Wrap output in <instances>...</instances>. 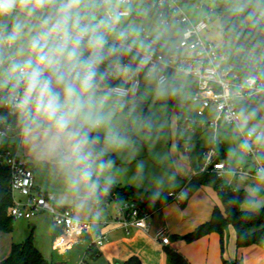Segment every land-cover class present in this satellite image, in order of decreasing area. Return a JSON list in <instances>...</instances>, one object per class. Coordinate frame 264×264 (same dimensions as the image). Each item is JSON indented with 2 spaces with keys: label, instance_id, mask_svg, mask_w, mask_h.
Instances as JSON below:
<instances>
[{
  "label": "clouds",
  "instance_id": "1",
  "mask_svg": "<svg viewBox=\"0 0 264 264\" xmlns=\"http://www.w3.org/2000/svg\"><path fill=\"white\" fill-rule=\"evenodd\" d=\"M132 3L0 0V136L16 132L53 163L64 199L78 209L101 190V177L113 163L104 159L107 152L128 143L114 121L138 74L147 69L144 78L158 97L178 91L165 75L167 62L153 60L162 33L148 39L142 25L126 21ZM241 115L237 128L246 138L239 151L264 147V129L248 126L255 111ZM104 181L112 183L111 177Z\"/></svg>",
  "mask_w": 264,
  "mask_h": 264
},
{
  "label": "built area",
  "instance_id": "2",
  "mask_svg": "<svg viewBox=\"0 0 264 264\" xmlns=\"http://www.w3.org/2000/svg\"><path fill=\"white\" fill-rule=\"evenodd\" d=\"M156 12L157 22L161 29L171 27L173 24L180 27L178 36L175 37L173 45L162 51H156L153 60L163 58L167 62L165 75L170 79L173 71L178 68L187 69L185 74L191 75L195 80V89L192 102L198 105L197 116L204 114L208 109L214 111L213 117L207 122L188 119V126L195 129L194 123L199 129H211L215 136L212 137L213 145L205 147L201 152L200 164L197 172H212L223 178L226 173L236 177L244 175L253 179L264 180V150L263 147L254 145L246 155L253 158L255 166L252 170L240 167L232 168L223 152L218 151L215 146L216 135L220 131V122L237 124L242 120L239 103L256 97H264V78L248 76L242 78L235 73L230 62L224 65L228 57L214 41L203 36L208 30L210 17L199 21H193L185 12L182 0H152ZM143 35L152 39L153 36L146 33ZM164 37V36H163ZM162 37V39H163ZM170 38H172L170 36ZM141 71L134 83L130 85V91L126 98L137 95L142 85ZM10 133L19 137V145L22 139L16 132H9L0 137H6ZM240 143L246 138V134L238 133ZM183 150L190 153V143L185 144ZM0 165L8 167L11 171L10 190L13 194V204L9 209V215L13 219H32L46 212L52 216L53 223L59 233L54 239V248L61 253L74 248L79 241H87V236L92 235L95 230V221L91 219H80L75 216L73 206H59L52 195L43 193L35 183V173L28 161L23 159L18 149L1 148ZM191 191V179L176 189L169 191L166 198L183 205L187 193ZM145 201L144 196L136 200L125 201L118 204L121 216L119 223L130 232L135 227L144 231L149 230V218L151 212L143 210L141 203ZM154 238L168 244L170 237L167 229L161 227L154 233ZM107 240V236L96 233L88 241L89 250L79 260L78 264H85L90 249H99Z\"/></svg>",
  "mask_w": 264,
  "mask_h": 264
},
{
  "label": "crops",
  "instance_id": "3",
  "mask_svg": "<svg viewBox=\"0 0 264 264\" xmlns=\"http://www.w3.org/2000/svg\"><path fill=\"white\" fill-rule=\"evenodd\" d=\"M132 15L133 13H131V16ZM155 21L156 29L159 25L156 19ZM168 29L171 34H167L163 28L161 38L164 36L163 38L167 37L170 39L171 36L174 38L172 40V42H174L175 37L178 36L180 27L173 24L171 27H168ZM194 89L195 81L191 86L192 95ZM194 104L196 106L197 114L198 105L196 103ZM206 114L213 115L214 111L208 109L204 114L198 116L201 117ZM196 128L198 131L202 133L204 132L199 129V127ZM198 134L199 132H193L191 140L196 139L195 141H197L198 146H200L201 139L200 136L198 137ZM16 139L18 140V143H15ZM173 145L174 144L171 142L169 158L172 167V174H170L172 175L171 185L163 186L161 188L157 187L150 190L148 189L149 187H146L144 178L136 177L135 175L129 176L128 171H123L116 176L115 173L113 174L112 172L110 176L112 182H117L114 184H117L118 186L131 185L142 190L155 192L159 198L166 197L169 191L180 188L185 181L193 178L197 173L200 164L199 148L195 160L192 157L189 158L185 156L182 151L178 153L177 148ZM177 145H179V142H177ZM1 148L18 149L21 157L22 155L26 158H29L31 155L36 156L34 151H28L25 148L24 142L19 145V137L16 135L7 139L0 137V149ZM20 148L21 150L23 148V151H20ZM197 160H199L198 167H196ZM31 167L34 170L32 165ZM35 183L41 192L52 195L57 205L73 206L77 218L91 219L95 221V230L92 235L87 236V241H79L73 249L66 253H61L57 250L58 255H55L53 254V251L56 250L54 248V239L59 233V229L55 227L54 223L51 225L46 220V214L49 213L43 212L32 219H16L18 222L14 229H18L20 223L22 224L24 221L28 222L29 226H33L32 232L35 246L45 258L56 264H69L68 262L70 259L63 257L74 249L79 251L77 257L81 259L89 250L88 241L96 233L105 234L107 240L99 249H90V253L87 255V257H90V261H86L85 264H126L131 258L138 259L141 264H171L168 253L169 249L182 256L186 261V264H226V262L229 264H264V246L251 245L248 247H238L236 233L232 225H228L224 230V250H222L221 235L216 232L204 235L193 241L185 239L187 234L193 232L200 224L211 219L216 207L223 210L218 192L212 186H200L195 190L189 191L183 205H178L173 201H168L160 205L152 212L148 220L149 230L147 232L132 227L128 233L126 228L118 221V217L121 216L118 203L115 199L106 196V193L103 197L98 199L94 198L89 201L84 209H78L75 206V203L66 201L64 196H60L53 187L38 182L36 174ZM230 186L233 187L232 185ZM38 227L42 228L44 237L37 240L35 232ZM161 227L167 229L168 236L170 237V242L168 244H164L154 238V233ZM14 229H12L11 232L4 233V235L8 236L6 237L7 241H5L2 244V247H0L3 250L5 249L3 251V253L5 252V255H3V259L0 257V262L8 257L14 244L23 242V240L13 231ZM92 251L97 252V255L91 256L90 254ZM80 259H78L75 264H78Z\"/></svg>",
  "mask_w": 264,
  "mask_h": 264
},
{
  "label": "rangeland",
  "instance_id": "4",
  "mask_svg": "<svg viewBox=\"0 0 264 264\" xmlns=\"http://www.w3.org/2000/svg\"><path fill=\"white\" fill-rule=\"evenodd\" d=\"M219 1L220 0H182V6L193 21H199L207 16L210 17L211 21L209 22V28L203 33V36L214 41L223 49V52L228 57L224 65H229L233 55V46L227 41L222 31L221 16L218 12ZM148 5V0H133V15L127 17L126 21H134L142 25L146 33L154 37L156 21ZM164 29L167 34H171L167 27ZM173 39L174 38H163L164 46L166 48L171 47L173 45ZM171 78V82L178 91L176 94H169L164 98L156 95L154 85L150 84L147 80L143 84L140 97L142 100L147 101L149 113L153 118L150 127L145 125L136 95L126 99L123 108H117L114 123L127 136L128 143L124 148L111 149L107 152L114 154L117 158L115 161H112L111 167L105 171L104 175L101 177V181H104V177H110L112 172L113 174L115 173L116 176L123 171H128L129 176L135 175L136 177L144 178L145 185L149 187L148 189L150 190L157 187H165L172 184V175H170L172 174V167L169 159L171 142L174 144L173 146L177 148L178 153L182 151L185 156L189 158L192 157L195 160L197 157L198 143L195 141L196 139L191 140L193 132H199L198 137L200 136L201 139V147L213 145L210 139L214 137L215 134L211 129L203 130L204 132L202 133L197 130L196 127L198 126L196 123L193 124L195 126L194 130L188 126L189 118H192L194 122H207L213 117L210 114L201 117L196 114V106L191 101V86L195 81L194 77L185 73L173 71ZM241 118L243 119L242 115ZM253 125H257L260 129H264V124L261 125L249 122L248 126L252 127ZM238 133L239 130L235 124L226 123L222 120L220 122V131L216 135L215 146L218 151L223 152V156L227 159L232 168L238 169L244 167L252 170L255 166L253 158L239 151L240 138ZM10 137H13V133L3 138L7 139ZM177 142H179V145H177ZM15 143H18L17 139ZM187 143L191 145L190 153H186L183 150V147ZM25 148L31 151L26 145ZM20 151H23V148L22 150L20 148ZM230 151H235V155H230ZM22 158L29 161L30 166H33L38 182L53 187L60 196H64L63 179L53 173L49 161L38 157L37 154L36 156L31 155L29 158L22 155ZM222 180L225 184L249 192L253 197L250 203L242 206L243 209L252 212L264 206V180L253 179L244 175L236 177L230 173H226ZM46 220L52 225L53 219L51 215L46 214ZM17 222L18 221L14 219L13 229ZM32 230L33 226H29L28 222L24 221L22 224L20 223L18 229H14L13 231L23 241L31 238L34 243ZM4 233L5 232L0 231V247L7 241L6 237L8 235H4ZM43 235L42 228L38 227L35 232L36 239H42V237H44ZM4 250L0 248V257H2V259L4 257L3 255H5V252L3 253ZM78 253L79 251L74 249L63 258L70 259L68 262L69 264H75L78 259H80L77 257ZM53 254L58 255V251H53ZM86 261L89 262L90 257H87Z\"/></svg>",
  "mask_w": 264,
  "mask_h": 264
},
{
  "label": "trees",
  "instance_id": "5",
  "mask_svg": "<svg viewBox=\"0 0 264 264\" xmlns=\"http://www.w3.org/2000/svg\"><path fill=\"white\" fill-rule=\"evenodd\" d=\"M148 7L157 20L152 0H148ZM218 12L221 16L222 31L232 46L233 55L231 64L235 73L242 78L258 76L264 78V0H220ZM138 17V16H137ZM156 51L165 49L163 39L160 38L155 44ZM130 58L125 57V61ZM170 77V81H171ZM146 79L142 76V85L137 93V103L143 116L145 125L150 127L153 121L147 107V101L141 99L142 87ZM119 81L113 80L116 84ZM240 112L245 115L255 111L254 119L249 122L264 124V97H256L239 103ZM101 142L103 134L100 133ZM199 148V159L202 149ZM264 150V147H263ZM116 156L107 153L105 160L115 161ZM53 173L61 177L56 166L49 163ZM62 178V177H61ZM11 171L8 167L0 165V231L11 232L14 219L9 215V209L13 204V194L10 190ZM200 186L214 187L221 200L223 210L216 207L211 219L200 224L193 232L187 234L188 241L196 240L204 235L216 232L221 235L222 250H224V230L228 225H233L236 230V241L238 247L251 245L264 246V206L255 211L243 209V205L250 203L253 197L249 192L231 187L225 184L221 177L212 172H197L191 178V191ZM107 187L105 192L103 189ZM106 196L115 199L118 204L125 201L136 200L140 196L145 197L141 203L143 210L155 211L160 205L170 201L166 197L159 198L155 192L142 190L135 186H118L101 181V190L95 199ZM171 264H186L182 256L172 250H168ZM96 256L97 252L90 254ZM0 264H56L45 258L38 250L31 238L22 243L14 244L10 254ZM126 264H141L138 259L131 258ZM226 264H229L226 262ZM237 264V263H234Z\"/></svg>",
  "mask_w": 264,
  "mask_h": 264
},
{
  "label": "water",
  "instance_id": "6",
  "mask_svg": "<svg viewBox=\"0 0 264 264\" xmlns=\"http://www.w3.org/2000/svg\"><path fill=\"white\" fill-rule=\"evenodd\" d=\"M156 31H160V32L162 33V29H161V27L158 26V27L154 30V35H155ZM161 36H162V35H161ZM160 38H161V37H160ZM198 163H199V160H197V162H196V167H198Z\"/></svg>",
  "mask_w": 264,
  "mask_h": 264
}]
</instances>
